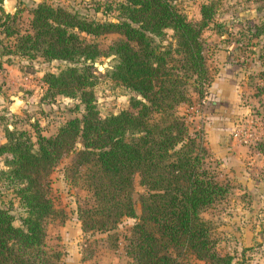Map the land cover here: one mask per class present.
Listing matches in <instances>:
<instances>
[{
    "label": "trees",
    "instance_id": "16d2710c",
    "mask_svg": "<svg viewBox=\"0 0 264 264\" xmlns=\"http://www.w3.org/2000/svg\"><path fill=\"white\" fill-rule=\"evenodd\" d=\"M104 3V10H116L113 19L38 1L20 31L0 0V53L64 62L42 74L47 95L76 98L83 108L52 133L37 121L31 130L3 127L0 180L11 197L0 201V264H63L61 252L45 242L47 224L63 218L47 175L69 152L63 175L85 191L75 207L81 230L110 231L134 218L122 237L128 264H243L214 247L211 223L201 213L226 196L228 185L216 178L198 133L177 110L190 102L191 91L202 96L209 79L200 35L215 0L200 3L196 20L171 0ZM254 26V35L264 32V21ZM108 32L119 36L102 51L95 38ZM102 54L110 61L103 74L128 95V108L101 113L96 105L93 62ZM255 147L264 154V137ZM135 174L142 189L138 212Z\"/></svg>",
    "mask_w": 264,
    "mask_h": 264
},
{
    "label": "rangeland",
    "instance_id": "374dc122",
    "mask_svg": "<svg viewBox=\"0 0 264 264\" xmlns=\"http://www.w3.org/2000/svg\"><path fill=\"white\" fill-rule=\"evenodd\" d=\"M38 1L76 8L96 18L113 19L116 15L114 8L104 10L105 0H2V7L4 11L15 13L14 25L23 31L28 28L30 9ZM204 1L207 0H171L189 20L199 18V5ZM96 3L100 4L95 10ZM262 21L264 0H215L212 20L200 35L205 47L208 82L203 83L202 96L191 91L190 102L177 107L189 131L197 132L202 140L208 153L206 159L216 178L228 185L226 196L201 213L211 223L214 247L220 253L232 254L243 264H264V154L255 147L256 141L264 137V91L260 90L264 85V52L260 48L264 32L253 34L254 25ZM215 22L218 27L214 26ZM164 31L165 39L173 42L171 29L165 28ZM118 36L108 32L95 40L105 51ZM226 56L240 64L242 87L239 88L238 102L228 106L230 127L220 132L213 128L212 138L197 113V105L207 94L212 76ZM109 63V56L104 54L93 62L97 75L93 91L101 113L128 108V95L103 74ZM63 64L57 60L45 61L38 56L23 58L0 53V143L4 141V126L31 130L30 123L37 121L42 132L47 134L54 132L68 117L80 115L83 108L76 98L59 94L51 97L45 90L42 74L55 72ZM221 137L224 145L220 143ZM71 157V152L63 155L47 175L50 196L62 211L63 218L56 217L47 224L45 242L61 252L63 264H128L122 237L134 218L124 217L110 231L83 232L75 207L85 191L70 185L63 175V166ZM141 191L135 174L132 198L136 212ZM10 197L9 189L0 180V201L6 203ZM191 264L209 263L194 260Z\"/></svg>",
    "mask_w": 264,
    "mask_h": 264
},
{
    "label": "crops",
    "instance_id": "0c3cea01",
    "mask_svg": "<svg viewBox=\"0 0 264 264\" xmlns=\"http://www.w3.org/2000/svg\"><path fill=\"white\" fill-rule=\"evenodd\" d=\"M220 64L208 85L207 94L197 105V113L200 114L203 126L205 130L210 131L212 138L213 128H216L215 132H220L230 127L231 115L227 112L228 106L238 102L239 88L242 87L243 75L240 64L233 62L230 56H226Z\"/></svg>",
    "mask_w": 264,
    "mask_h": 264
},
{
    "label": "water",
    "instance_id": "95a60500",
    "mask_svg": "<svg viewBox=\"0 0 264 264\" xmlns=\"http://www.w3.org/2000/svg\"><path fill=\"white\" fill-rule=\"evenodd\" d=\"M220 143H221V145H224V143H223V137L220 138Z\"/></svg>",
    "mask_w": 264,
    "mask_h": 264
}]
</instances>
